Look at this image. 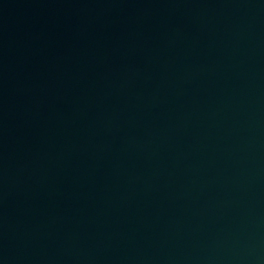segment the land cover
<instances>
[{
  "label": "water",
  "instance_id": "95a60500",
  "mask_svg": "<svg viewBox=\"0 0 264 264\" xmlns=\"http://www.w3.org/2000/svg\"><path fill=\"white\" fill-rule=\"evenodd\" d=\"M0 264H264V0H0Z\"/></svg>",
  "mask_w": 264,
  "mask_h": 264
}]
</instances>
